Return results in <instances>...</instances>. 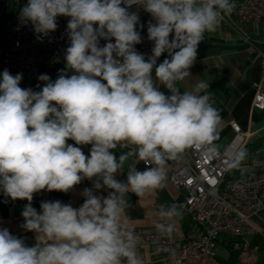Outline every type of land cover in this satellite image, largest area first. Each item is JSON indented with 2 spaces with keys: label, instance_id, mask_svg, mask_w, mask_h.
Instances as JSON below:
<instances>
[{
  "label": "clouds",
  "instance_id": "1",
  "mask_svg": "<svg viewBox=\"0 0 264 264\" xmlns=\"http://www.w3.org/2000/svg\"><path fill=\"white\" fill-rule=\"evenodd\" d=\"M132 5L155 20L148 25L154 47L147 61L135 50L141 35L138 15L128 11ZM233 9L231 0H27L20 17L36 33L55 31L59 16L70 18L65 60L74 74L62 73L54 82L41 75L46 83L39 92L20 87L22 74H0V191L28 201L22 227L36 234L28 246L0 229V264H145L125 215L131 206L126 194L142 197L163 188L168 162L188 149L218 154L222 117L208 84L200 80L183 92L178 85L191 76L205 33H214ZM100 37L115 43L100 47ZM165 52L171 58L157 66ZM68 140L91 144L90 155ZM121 142L135 147L117 159L111 150ZM225 155L232 170L248 153L229 148ZM130 157L148 167L130 166L127 182L118 181L115 175ZM93 178L96 190H112L107 197L85 188L79 208L61 201L42 202L39 213L32 207L41 190L67 193ZM181 207H159L157 215L166 221L155 224L161 236H172Z\"/></svg>",
  "mask_w": 264,
  "mask_h": 264
},
{
  "label": "crops",
  "instance_id": "2",
  "mask_svg": "<svg viewBox=\"0 0 264 264\" xmlns=\"http://www.w3.org/2000/svg\"><path fill=\"white\" fill-rule=\"evenodd\" d=\"M132 13H136L139 17V23L136 26L138 29H148L149 23H155L151 14L140 5ZM262 36H264V21L261 23L241 21L233 9L214 33H205V38L198 45L196 60L189 69L191 76L178 85L183 92L192 90L200 80L208 84L206 91L211 95V102L222 117V131L220 139L216 142L220 145L219 150H224L233 137L230 121H234L242 130L253 133L243 146L248 153L246 160L240 169L229 170L226 175L227 179L264 170V132L261 131L264 127V110L252 108L255 85L262 74V64L258 53H264ZM151 56L152 54L145 56V60H149ZM170 58L167 52L163 53L157 59V66L164 59ZM42 71L49 76L52 82L62 73L74 74L67 68L66 62L60 63L52 59L44 62ZM152 75L155 78L154 69ZM158 86L165 94H169L163 85ZM67 143L80 147L86 156L90 155L91 144L76 145L73 140H68ZM128 145L131 148L135 147ZM189 150H186L177 160L168 162L167 178L163 188L146 192L142 197H137L131 191L126 194L125 198L131 206L126 209L125 215L132 229L155 225L160 221L157 215L159 207L175 203L182 207L180 208L181 215L172 221L174 227L181 232L191 233L195 237L203 232L204 228L196 224L185 210L186 192L176 189L169 181L170 173L174 168L183 164ZM111 151L117 159L124 153L119 148ZM130 166H132V161L129 158L115 178L126 183ZM135 168L138 171L145 170L141 163H137ZM94 182L95 178L84 179L67 193L41 190L34 194L32 207L39 213L42 202L61 201L74 208H79L86 199L83 195L85 188L91 189L95 195L102 197H107L112 191L106 187L96 190ZM27 204V200H12L0 191V229H7L11 235L22 239L26 245L33 246L36 234L22 227L25 223L22 211ZM251 223L255 231L241 238L226 235L217 238L215 258L220 264H264V211L254 216ZM235 243L238 244V249L232 248ZM137 251L144 258L145 264H162L161 256L151 246L138 245Z\"/></svg>",
  "mask_w": 264,
  "mask_h": 264
},
{
  "label": "built area",
  "instance_id": "3",
  "mask_svg": "<svg viewBox=\"0 0 264 264\" xmlns=\"http://www.w3.org/2000/svg\"><path fill=\"white\" fill-rule=\"evenodd\" d=\"M231 2L241 21H264V0ZM26 4L27 0H0V74L4 70L13 76L22 74L20 87L39 92L46 83L39 79L45 75L42 71L44 62L48 59L66 62V50L71 44L67 29L70 18L57 17L56 30L47 35L36 33L31 22L20 17V10ZM138 6L132 5L128 11L132 13ZM136 30L140 32L141 42L135 45V50L144 57L152 54L154 42L148 39V29ZM108 42L115 43V39L99 38L100 47ZM250 45L255 48L252 43ZM258 53L262 74L255 85L252 108L264 110V53ZM229 125L233 137L224 150H219L216 156H207L190 149L183 164L169 175L171 184L186 192L185 210L196 224L204 228L203 232L195 237L174 227L169 238L161 236L155 225L133 229L140 240L138 245L154 248L161 256L162 264H220L215 258V244L219 236L241 238L255 231L251 220L264 211V170L226 178L229 172L224 164L226 150L243 148L253 135L242 130L234 121H230ZM261 131L264 132V127ZM117 148L124 153L133 149L126 142H121ZM130 159L135 166V158ZM139 163L148 167L144 162ZM232 248L238 249L239 246L235 243Z\"/></svg>",
  "mask_w": 264,
  "mask_h": 264
}]
</instances>
